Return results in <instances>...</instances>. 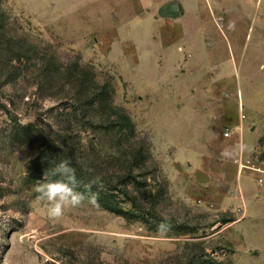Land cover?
<instances>
[{
	"label": "rangeland",
	"instance_id": "obj_1",
	"mask_svg": "<svg viewBox=\"0 0 264 264\" xmlns=\"http://www.w3.org/2000/svg\"><path fill=\"white\" fill-rule=\"evenodd\" d=\"M55 8L49 0H0V264H264V241L253 250L228 226L229 212L204 203L186 162L172 160L177 148L148 124L139 89L157 88L147 81L154 67L112 59L79 30L74 13ZM173 49L175 74L204 77L209 66L195 67L194 47L178 39ZM226 72L258 102L264 59L229 61ZM158 101L151 123L163 116ZM116 109L134 129L124 128ZM261 133L253 164L264 160ZM45 154L54 166L59 155L77 175L98 177L122 212L85 200L49 219L34 191L43 178L31 173ZM161 224L168 227L158 230Z\"/></svg>",
	"mask_w": 264,
	"mask_h": 264
},
{
	"label": "crops",
	"instance_id": "obj_2",
	"mask_svg": "<svg viewBox=\"0 0 264 264\" xmlns=\"http://www.w3.org/2000/svg\"><path fill=\"white\" fill-rule=\"evenodd\" d=\"M49 1L55 10L59 5L66 15L74 13L81 21L79 30L93 34L96 47L110 50L112 59L154 67L147 81L157 82V88L139 89L148 124L164 145L177 148L172 160L186 162L204 203L229 212L228 226L253 241V250H262L264 160H257L260 169H254L240 166L236 159L254 158L264 128V89L258 102L247 97L241 78L226 72V65L264 59V0ZM178 39L194 47L199 61L195 67L209 66L204 77L182 79L175 74L179 62L173 47ZM176 49L184 47L178 44ZM161 66L169 68L159 74L155 67ZM164 83L169 87L163 88ZM154 99H159L155 112L163 116L151 123ZM241 143L247 145L244 152L230 159L222 156L226 148Z\"/></svg>",
	"mask_w": 264,
	"mask_h": 264
},
{
	"label": "clouds",
	"instance_id": "obj_3",
	"mask_svg": "<svg viewBox=\"0 0 264 264\" xmlns=\"http://www.w3.org/2000/svg\"><path fill=\"white\" fill-rule=\"evenodd\" d=\"M247 149V145L241 143L231 148H226L222 152L225 159H230L234 155H239ZM100 186L99 178H95L83 185L80 189V182L76 176V170L70 166L69 161L62 160L55 164L50 173L44 174L42 182H37L34 191L37 199L46 205V213L49 219H60L66 209L80 207L85 200L91 204L98 201V192L93 191V186ZM168 225H158V230L166 229Z\"/></svg>",
	"mask_w": 264,
	"mask_h": 264
},
{
	"label": "trees",
	"instance_id": "obj_4",
	"mask_svg": "<svg viewBox=\"0 0 264 264\" xmlns=\"http://www.w3.org/2000/svg\"><path fill=\"white\" fill-rule=\"evenodd\" d=\"M116 115L119 118V120L122 121V125L124 126V128L134 129V123L132 121V118L127 112L121 111L120 109H116ZM54 158H56L58 162H60L59 159L61 158L59 157V155L55 156ZM54 162L55 161L51 155L45 154L43 156H40L33 161V165L31 167V173H33L36 176V178L44 179V174L50 173L51 170L55 167ZM76 176H77L78 181L80 182V187L92 181L91 179L90 180L86 179L85 177L79 176L77 174ZM81 190L83 191V188H81ZM93 191L98 192L99 194L98 202H100L104 208L112 210V211L118 210L119 212H122L120 208L115 209L117 207H113L112 205H110L112 202V199H111L112 195L110 192H108L107 189L100 188L99 186L94 185Z\"/></svg>",
	"mask_w": 264,
	"mask_h": 264
},
{
	"label": "built area",
	"instance_id": "obj_5",
	"mask_svg": "<svg viewBox=\"0 0 264 264\" xmlns=\"http://www.w3.org/2000/svg\"><path fill=\"white\" fill-rule=\"evenodd\" d=\"M230 132H231V130L227 129L224 134L226 136H228L230 134ZM236 161H238L239 165L242 167H250V168H254V169H260V168L256 167V165L253 164L252 160H250V159H247L246 161H244V160L241 161V158H238V159H236Z\"/></svg>",
	"mask_w": 264,
	"mask_h": 264
}]
</instances>
